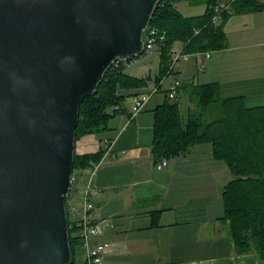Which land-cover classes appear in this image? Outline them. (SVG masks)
Instances as JSON below:
<instances>
[{
    "label": "water",
    "instance_id": "1",
    "mask_svg": "<svg viewBox=\"0 0 264 264\" xmlns=\"http://www.w3.org/2000/svg\"><path fill=\"white\" fill-rule=\"evenodd\" d=\"M160 2L0 0V264L72 263L80 106L116 60L144 55Z\"/></svg>",
    "mask_w": 264,
    "mask_h": 264
},
{
    "label": "crops",
    "instance_id": "2",
    "mask_svg": "<svg viewBox=\"0 0 264 264\" xmlns=\"http://www.w3.org/2000/svg\"><path fill=\"white\" fill-rule=\"evenodd\" d=\"M183 1L176 3L179 12L197 16L189 6L181 8ZM224 30L227 46L209 52L210 58L208 52L186 55L177 64L178 76L182 83H217L223 99L241 97L248 108L264 106V11L233 14ZM152 67L147 61L134 74L128 70L150 80L146 90L133 93H146L156 85L160 58L155 73ZM172 79L165 81L164 90ZM161 93L136 116L132 110L137 97L128 98L126 109L111 117L106 132L76 141L78 155L110 150L95 173L93 168L80 173L69 196L82 207L88 184L99 191L92 199L90 217L104 228L92 243L110 245L101 264H264L258 254L236 253L222 221L223 188L232 174L223 160L215 158L210 144L194 146L158 169L152 144L155 110L165 101Z\"/></svg>",
    "mask_w": 264,
    "mask_h": 264
},
{
    "label": "trees",
    "instance_id": "3",
    "mask_svg": "<svg viewBox=\"0 0 264 264\" xmlns=\"http://www.w3.org/2000/svg\"><path fill=\"white\" fill-rule=\"evenodd\" d=\"M179 1L161 0L145 33L146 38L147 33L155 32V47L160 53L159 75L153 80L156 84L168 74L172 48L179 44L185 55L221 50L227 46L224 25L231 15L264 11L263 0H188L196 5L206 4L207 10L187 17L177 9ZM216 7L223 10L218 24L213 23ZM149 81L112 66L96 94L80 106L76 141L106 132L111 117L126 109L128 98L138 99L142 95L132 91L146 90ZM163 93L165 101L155 110L152 154L156 163L185 156L194 146L210 144L215 158L223 160L232 174L231 181L223 188L222 221L236 253H255L264 259V106L248 108L241 97L223 99L217 83H182L175 99H170L166 91ZM182 95L189 100L186 115L181 110ZM106 151L101 149L85 155L75 152L72 175L78 177L81 172L94 168ZM72 190L70 185L66 207L73 254L71 264H77L75 250L81 246V239L77 220L69 214Z\"/></svg>",
    "mask_w": 264,
    "mask_h": 264
},
{
    "label": "built area",
    "instance_id": "4",
    "mask_svg": "<svg viewBox=\"0 0 264 264\" xmlns=\"http://www.w3.org/2000/svg\"><path fill=\"white\" fill-rule=\"evenodd\" d=\"M225 10H228L229 7H224ZM215 15L213 18V23L218 24L221 21V16L223 10L220 7H216L214 9ZM154 31L147 33L145 38V49L144 55L151 53L155 49V38H154ZM185 53L183 47L172 48L170 52V60H169V71L167 76L154 87H152L148 92L142 94L135 102L132 110V115L136 116L139 114L149 102V100L155 94L161 93L166 91L169 95L170 99H175L177 96L178 90L182 85V80L178 76L177 73V64L185 57ZM207 58H210V53L207 54ZM135 63V59L130 60H116L113 63V67L115 68H123L125 71H128L132 68L133 64ZM173 78V82L167 90L163 89V85L168 78ZM107 152H110L108 149ZM103 164V160L97 163L94 168L93 172L95 173ZM167 160H161L157 167L158 169H163L167 166ZM77 181V175H72L70 177V185L74 186L75 182ZM70 190V189H69ZM99 196V191L95 188L88 186L83 191V199H82V207L79 209L76 206H70L69 214L73 217L76 216L77 220V228L79 229L78 235L81 239V247L85 250V264H101L103 260V256L110 251V245L108 243H95L93 244L92 241L98 238L103 233V226L100 223H96L91 217L90 214L94 210V203L92 199L94 197Z\"/></svg>",
    "mask_w": 264,
    "mask_h": 264
},
{
    "label": "rangeland",
    "instance_id": "5",
    "mask_svg": "<svg viewBox=\"0 0 264 264\" xmlns=\"http://www.w3.org/2000/svg\"><path fill=\"white\" fill-rule=\"evenodd\" d=\"M183 6H181V8H192L194 9L198 14L196 15H200V14H204L207 10V7H206V4H192L190 1L188 0H185L183 1ZM189 6V7H188ZM189 17V16H187ZM159 49H157L155 47L154 51L152 53H149V54H145L143 56H141L140 58L138 59H135V63L133 64L132 68L129 69V72L130 74L131 73H135V69L137 68V66H141L144 64V62H149L150 65H153V67L151 69H153V72L157 69L158 65H159ZM153 63V64H152ZM155 73V72H154ZM173 80V79H172ZM162 96H164L165 98V93H161ZM133 97H131L132 99ZM134 99V98H133ZM188 108H189V100H188V97L186 95H182L181 96V110H182V113L184 115L187 114V111H188ZM81 180V174L78 175L77 177V181L75 182V186H77V184L80 182ZM68 204L70 206H76L78 208H81L80 206L76 205V202L73 200V199H69L68 200ZM75 257H76V262L77 264H84V261H83V250L81 249V247H77L76 250H75Z\"/></svg>",
    "mask_w": 264,
    "mask_h": 264
}]
</instances>
